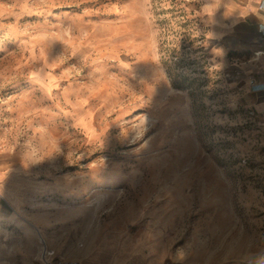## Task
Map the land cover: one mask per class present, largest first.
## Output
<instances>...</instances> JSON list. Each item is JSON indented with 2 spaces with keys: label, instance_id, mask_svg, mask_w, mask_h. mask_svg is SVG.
Returning <instances> with one entry per match:
<instances>
[{
  "label": "rangeland",
  "instance_id": "obj_1",
  "mask_svg": "<svg viewBox=\"0 0 264 264\" xmlns=\"http://www.w3.org/2000/svg\"><path fill=\"white\" fill-rule=\"evenodd\" d=\"M246 72L200 0H0V138L52 175V209L29 194L0 228V264H81L87 244L146 264L140 242L161 264H264Z\"/></svg>",
  "mask_w": 264,
  "mask_h": 264
},
{
  "label": "crops",
  "instance_id": "obj_2",
  "mask_svg": "<svg viewBox=\"0 0 264 264\" xmlns=\"http://www.w3.org/2000/svg\"><path fill=\"white\" fill-rule=\"evenodd\" d=\"M200 9L214 34L242 52L252 106L264 116V36L260 32L264 26V0H200ZM34 78H39V73H35ZM29 159L22 150L8 146L0 138V228L14 216L24 223V205L29 194L50 193V198L41 199L40 207L52 209V175L38 174L34 162ZM31 220L36 222L39 219L32 215ZM144 246L140 242L138 249H141L145 263L161 264V260L151 257ZM82 253L81 264H94L88 244ZM120 259L118 254L115 255L113 264H121Z\"/></svg>",
  "mask_w": 264,
  "mask_h": 264
},
{
  "label": "built area",
  "instance_id": "obj_3",
  "mask_svg": "<svg viewBox=\"0 0 264 264\" xmlns=\"http://www.w3.org/2000/svg\"><path fill=\"white\" fill-rule=\"evenodd\" d=\"M260 32L264 36V26L260 29ZM48 253H50V251H48ZM57 264H77V261H74V260H58ZM165 264H176V263L167 262Z\"/></svg>",
  "mask_w": 264,
  "mask_h": 264
}]
</instances>
